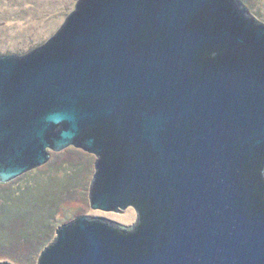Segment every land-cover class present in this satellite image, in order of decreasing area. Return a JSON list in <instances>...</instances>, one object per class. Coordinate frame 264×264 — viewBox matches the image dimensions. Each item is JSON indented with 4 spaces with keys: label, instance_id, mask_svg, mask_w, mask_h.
Returning <instances> with one entry per match:
<instances>
[{
    "label": "water",
    "instance_id": "1",
    "mask_svg": "<svg viewBox=\"0 0 264 264\" xmlns=\"http://www.w3.org/2000/svg\"><path fill=\"white\" fill-rule=\"evenodd\" d=\"M96 157L93 209L37 264H264V22L242 0H77L0 55V183ZM0 264H9L0 262Z\"/></svg>",
    "mask_w": 264,
    "mask_h": 264
},
{
    "label": "rangeland",
    "instance_id": "2",
    "mask_svg": "<svg viewBox=\"0 0 264 264\" xmlns=\"http://www.w3.org/2000/svg\"><path fill=\"white\" fill-rule=\"evenodd\" d=\"M77 0H0V55L21 54L47 40L64 22ZM264 22V0H242ZM96 157L68 146L50 151L44 164L0 183V262L37 264L56 229L74 218L103 217L128 227L132 206L93 209L89 188Z\"/></svg>",
    "mask_w": 264,
    "mask_h": 264
}]
</instances>
